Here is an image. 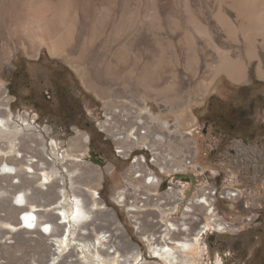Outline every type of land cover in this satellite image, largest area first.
I'll return each instance as SVG.
<instances>
[{
	"label": "rangeland",
	"instance_id": "rangeland-1",
	"mask_svg": "<svg viewBox=\"0 0 264 264\" xmlns=\"http://www.w3.org/2000/svg\"><path fill=\"white\" fill-rule=\"evenodd\" d=\"M215 10L213 0H0V100L4 97L9 99L5 105V113L17 124H23L24 119L28 120V124L33 125L36 132L44 134L48 150L53 144L59 157H63L62 163H75L76 168H80L75 170L83 173L79 181L86 191L88 189L94 191L89 183L95 182L94 177L88 181L87 173L92 174V168H101V184L94 191L97 194L93 195V198L97 195L106 207H112L129 239L139 247L140 255L135 257L131 264H143L147 261L166 264L151 257L149 251V233L159 232L158 226L151 219L157 218L158 214L150 210L143 211L141 216L143 232L139 234L134 229L124 208L114 205L111 200L112 195L122 185L121 175L128 166V161L114 155L113 143L108 138V142L103 144L105 164L104 167H99L88 158L90 148L88 137L92 136V133L99 134L93 122L100 117L101 111L104 112L105 106L125 108L124 105H129V108L135 107L139 110L138 116L145 117L148 111L159 123L156 130H161L163 122L171 126L167 131L170 140L168 142L171 149H175L177 141V154L196 151L194 161L207 172L195 175L196 177L193 175L192 183H186L187 198H191L194 189L204 185L206 179L210 180L211 172L214 170H224L223 173L227 176L236 175L235 170H228L221 164V159L224 160L226 150L238 146L241 140H234L219 149L221 151L218 157L211 156L210 135L200 134L202 124L196 122V109L211 95L241 102L242 95L236 87L244 84L249 87L250 94H261L263 97L264 77L256 76L253 71L249 80L234 81L224 71L216 68L217 61L209 56L210 50L191 44L192 22L196 20L203 24L210 22L211 31L224 37V33L214 24ZM231 17L234 18V15ZM37 19L49 24L50 34H60L63 30L67 32L69 37L65 39L66 44L64 43L58 53L51 54L46 45H40L38 48L36 44L33 46L30 42V35L38 30L35 25ZM229 29L231 32L240 31L236 22L229 24ZM197 37L200 38V35ZM238 53L235 48L234 56ZM16 62L25 67L27 82L45 79L49 71L45 67H67L68 80L72 85L76 84L74 90L86 112L85 120L91 123V130L77 125L73 131L57 129L51 131L48 126L50 117L34 113L24 96L27 92L25 88H20L16 97L9 90L7 81L12 77ZM254 117L263 118V111L257 105ZM116 121L121 123L119 118ZM136 127L138 126L130 128V132ZM174 137L176 138L173 141ZM73 139L78 143L71 150L70 144ZM259 141L264 143V137L247 141L250 144L247 150L254 152L255 162L246 156L244 166L247 167L237 175L236 188L245 191L246 196L242 197L234 208L231 206L229 211L224 210L222 202L219 203L223 209L221 214L229 213L232 221L243 216L253 214L255 216L260 208L256 201L259 198L264 199V152H262L264 148L257 147ZM1 155L8 157L13 153ZM110 165H115V168L109 169ZM19 167L25 171L29 170L27 164ZM37 172L44 175L48 170ZM182 174L184 176H180L181 178L190 179L187 178V174L193 173L186 171ZM251 175L254 176L250 178ZM54 178L52 177V181ZM0 182V264L50 263L51 251L45 242L46 236L41 235L35 228L31 232L20 228L18 219L20 214L13 211V206H16L14 198L17 196H14L11 187H8L9 190L6 192L8 194L4 197L2 186L7 182L4 179ZM34 186L41 187L40 181L34 182ZM54 186L55 189L39 194L37 203L45 204L44 202L47 203L50 198H56L59 189L56 184ZM24 192L30 195L32 191L26 188ZM243 200H251L254 206L242 208ZM37 203L33 202L27 207L44 213V206L36 205ZM54 203L49 206H53ZM193 209L194 211L189 213L191 215L185 217V221H190L189 232L174 231L170 236L174 242L169 245H176L175 239L198 237L199 258L196 264H223V252L232 251L231 242L217 240L211 247L203 233L207 232V229L198 233V236L195 235L199 221L206 217L199 204H195ZM193 214L200 216V219H192ZM173 216L176 223L180 221L177 212ZM101 217L103 219L98 216L81 222L83 228L87 230L84 238L97 241L100 233L106 232L110 235L109 251L115 250L116 258L120 255L130 256L131 247L124 243L122 234L109 222L108 217L103 215ZM218 232L217 238L221 239L223 233ZM7 240L12 242L7 243ZM260 242L255 237L245 242L246 255H251ZM102 256L108 261L105 254ZM247 260L233 256L230 259L231 263L228 264H244L243 262ZM101 263L115 262L110 260L109 263L105 261Z\"/></svg>",
	"mask_w": 264,
	"mask_h": 264
},
{
	"label": "bare ground",
	"instance_id": "bare-ground-1",
	"mask_svg": "<svg viewBox=\"0 0 264 264\" xmlns=\"http://www.w3.org/2000/svg\"><path fill=\"white\" fill-rule=\"evenodd\" d=\"M213 3L216 9L214 24L224 33V37L211 31L210 22L203 24L196 20L192 22L193 41L191 44L207 51L210 50L209 56L217 61L216 68L224 71L234 81L249 80L253 71L256 76L264 77V0H213ZM232 15L234 18L231 17ZM233 22L239 26V32H231L229 29V24ZM35 25L38 30L30 35V42L33 46L36 44L39 48L40 45H46L51 54L58 53L63 48L65 39L69 37H67V32L63 30L60 34H50L49 24L40 19L35 21ZM66 25L69 27L68 24ZM41 26H43L42 29ZM197 35H200V38ZM235 48L239 53L234 56ZM8 102V97L0 100V154L11 152L13 155L0 156V181L4 179L7 182L2 186L5 193L2 195L6 197L8 187H11L13 195H16L19 201L18 205L13 206V211L19 214L24 212L27 215L26 220L29 226L46 236L45 242L51 251L52 260L49 264H76V262L78 264H102L101 261L109 263L110 260L115 262L110 264H131L135 257L140 255L139 247L129 239L114 211L106 207L97 195L93 198V195L97 194L94 191L101 184V172L97 168H92L93 173H87L88 181L90 182V178L94 177L95 182L89 183L94 191H89V189L86 191L79 181L83 173L75 170L80 168H76L73 162H69V167L64 165V169L69 174V186L73 191V199H68L64 189L65 176L56 166V163L62 162L63 157H59L53 144L48 150L44 134L40 131L36 132V128L28 124V120L24 119L23 124L11 121L5 113V105ZM77 143L78 141L73 139L70 149L73 150V146ZM22 164L29 165V170L20 169L19 166ZM37 170H48V173L41 175ZM52 177H55L53 180L55 182L52 181ZM36 181H40L41 187L34 186ZM54 184L62 193L56 195V198H50V201L44 202L45 204L37 203L36 199L39 194L55 189ZM26 188L32 191L30 195L25 194ZM33 202L44 206L45 212L40 213L38 209L28 208L27 205ZM51 203H54L53 206L51 205L52 208L49 206ZM102 215L108 217L109 222L116 226L118 232L124 237V243L131 247L130 256L120 255L116 258L114 256L116 251H109L110 235L106 236L105 232L100 233L97 241L84 238L87 230L83 228L84 225L81 222L95 219L98 216L102 218ZM33 218H35L34 222ZM40 226H43V231L40 230ZM24 228L23 231H33L24 230ZM175 240L176 245L164 246L155 242L150 243L151 257L162 260L166 264H196L199 258L198 237ZM102 254H105L108 261ZM143 264L158 263L147 261Z\"/></svg>",
	"mask_w": 264,
	"mask_h": 264
},
{
	"label": "built area",
	"instance_id": "built-area-1",
	"mask_svg": "<svg viewBox=\"0 0 264 264\" xmlns=\"http://www.w3.org/2000/svg\"><path fill=\"white\" fill-rule=\"evenodd\" d=\"M123 107L125 108L105 106L104 112H100V117L94 123L96 128L112 141L114 155L128 161V166L121 175L122 185L111 197L114 205L124 208L127 218L139 234L143 232L141 217L143 211L150 210L158 214L157 218L151 219L158 226L159 232L149 233V250L152 242L164 246L169 245L173 241L170 236L176 230L177 233H188L190 221H185V217L191 215L189 213L194 211L195 204L202 206L203 215L206 217V219L201 218L202 220L199 221L195 235L205 229L226 231L231 224L229 219L221 214L223 209L219 203L238 202L246 196L245 191L236 188V182L237 175L241 174L247 167V165L244 166L246 156L255 162L254 152L247 150L250 144L240 141L238 146L226 150L224 160L221 159L222 162L220 161L228 170H235L236 175L227 176L224 175V170H214L211 172L210 180L206 179L205 184L195 188L192 197L187 198L186 183L191 184L192 180L181 178L180 174L189 171L196 177L195 175L205 174L206 171L194 161L196 151L177 154V141L174 146L175 149H171L168 142L170 140L167 137V131L171 126L167 122L161 124V130H156L155 128L159 123L149 115L148 111L144 117L138 116L137 111L139 110L135 107L129 108V105ZM115 118H119L121 123L117 122ZM135 125L138 127L130 132V128ZM255 149L258 148L255 147ZM58 164L56 166L66 179L65 193L67 198L72 200L73 191L69 186V174L64 169V165L69 167L70 164L69 162ZM108 168L114 169L115 166L110 165ZM164 183L165 187L161 189ZM61 193L59 191V194ZM15 198V205H18L19 202ZM250 204L251 200L244 201L245 208H248ZM109 208L112 209V207ZM112 211L114 210L112 209ZM175 212L180 218L177 223L173 216ZM23 213L21 212L18 218L21 229L26 228L22 221ZM253 216H244L241 221L247 223L249 218H253ZM192 219L199 220L200 216L193 214ZM41 227L43 228V226L39 227L43 231L44 229ZM25 228L24 230H34L33 228ZM9 242L12 240H7V243Z\"/></svg>",
	"mask_w": 264,
	"mask_h": 264
},
{
	"label": "flooded vegetation",
	"instance_id": "flooded-vegetation-1",
	"mask_svg": "<svg viewBox=\"0 0 264 264\" xmlns=\"http://www.w3.org/2000/svg\"><path fill=\"white\" fill-rule=\"evenodd\" d=\"M45 68L49 70L45 79L40 78L38 81L27 82L25 67L20 62H16L13 66L12 77L7 81L11 93L16 97L19 89L25 88L27 92L24 96L31 104L34 113L50 117L48 126L51 131L56 129L73 131L74 126L77 125L91 130V123L85 120L86 112L74 90L76 84L72 85L68 80L67 67L52 66ZM236 88L242 95L241 102L222 98L219 95H211L196 109V122L202 124L200 134L202 136L210 135L211 156L218 157L221 151L219 149L234 140L247 142L264 137V96L250 94L249 87L245 84ZM256 105L263 111V118L256 119L254 117ZM98 132V135L92 133V136L88 137L90 146L88 158L98 164L99 167H104L105 149L103 144L108 141L103 142L102 139L107 140L108 138L99 130ZM257 145L259 148H264V143L261 141ZM252 176L254 175H251L250 178ZM244 201L241 204L242 208H245ZM256 202L260 208L253 218H249L247 223L241 221V218L234 221L230 220L232 217L229 213L224 215L229 219L231 225L222 232L221 239L217 238L219 232L215 229H207V232H203L211 247L217 240H223L225 243L231 242L232 251L223 252V264L231 263L230 259L233 256L234 258L248 259L247 262H243L244 264H264V208H262L264 199L259 198ZM236 203L238 202H234V204L223 202L224 210L229 211L231 206L232 208L236 206ZM248 206L253 207V202L251 201ZM254 237L261 242L251 255H246L245 242L251 241Z\"/></svg>",
	"mask_w": 264,
	"mask_h": 264
},
{
	"label": "water",
	"instance_id": "water-1",
	"mask_svg": "<svg viewBox=\"0 0 264 264\" xmlns=\"http://www.w3.org/2000/svg\"><path fill=\"white\" fill-rule=\"evenodd\" d=\"M181 176H184V174H180ZM179 177V176H178ZM187 178H190V179H193V174H187ZM165 186V183L161 186V188H163ZM27 215L26 214H22V221H23V223L27 226V227H31V226H29V224L27 223ZM34 219L35 218H33L32 219V221L34 222ZM33 224V223H32ZM33 226V225H32ZM32 228V227H31Z\"/></svg>",
	"mask_w": 264,
	"mask_h": 264
},
{
	"label": "trees",
	"instance_id": "trees-1",
	"mask_svg": "<svg viewBox=\"0 0 264 264\" xmlns=\"http://www.w3.org/2000/svg\"><path fill=\"white\" fill-rule=\"evenodd\" d=\"M102 141H103V142H106L107 140H105V139H102Z\"/></svg>",
	"mask_w": 264,
	"mask_h": 264
}]
</instances>
